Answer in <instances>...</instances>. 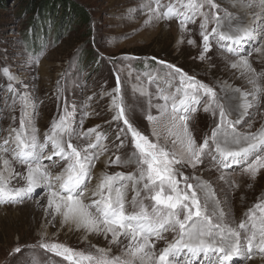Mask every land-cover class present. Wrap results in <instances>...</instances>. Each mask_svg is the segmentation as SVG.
I'll return each instance as SVG.
<instances>
[{
    "label": "rangeland",
    "instance_id": "rangeland-1",
    "mask_svg": "<svg viewBox=\"0 0 264 264\" xmlns=\"http://www.w3.org/2000/svg\"><path fill=\"white\" fill-rule=\"evenodd\" d=\"M59 1L62 4L70 1L71 5L81 6L88 15V21L74 19L67 13L69 11H63L61 4H56L49 11L45 5L43 13L38 10L39 0L33 3V11L29 6L32 0H4L0 4V144L9 137L13 127L19 128L20 97L28 95L35 104L32 123L41 141L53 120L66 110L71 114L77 134L72 140L74 145L83 148L94 142L95 134L83 138L80 133L97 125L98 131L106 135L102 143L109 150L96 162L89 189L96 187L102 173L136 172L134 158L132 163L126 165L107 164L109 158L115 160L116 156L127 160L135 151L130 143V135L119 151L113 147L119 144L115 135L118 126L126 127L122 121L113 120L112 96L115 95L119 77L123 100L129 109L127 115L134 125L153 142L158 141L179 154L182 147L177 138L178 129L172 127L169 115L162 116L157 109L158 104L164 103L159 99V93L169 88L174 92L175 86L179 85V76L173 79L167 75L171 71L167 64L211 86L218 102L229 112L230 120L241 121L236 125L239 132L255 133L264 128V75L254 77L248 70L239 71L232 67L242 56L257 74L264 73V25L261 32L254 26L249 27L253 35L238 46L240 55L229 53L217 43L218 36L213 35L210 38V51L201 59L199 24L202 18L199 16L196 23L187 25L188 31H181L175 18H153L149 21L152 15L149 7H157L155 0ZM159 2L166 7L169 3H176V0ZM214 3L219 6L217 9L207 5L203 9L209 13V33L213 27H217L216 22L211 20L213 13L219 17L218 31L235 35L237 28L246 27L244 20H240V14L233 11L232 6H227L231 5L229 0H214ZM259 3L260 0H252L255 10L259 9ZM65 6L68 10L67 4ZM260 20L264 23V18ZM189 39L195 43L189 44ZM5 68L15 80L9 81L4 75ZM252 87L259 91L248 98L247 105L251 106L231 114L228 102L237 105V92ZM201 99L202 103L190 114L189 120V127L198 143L203 142L206 134L210 136L211 130L219 122L218 109L216 116L212 115L211 110L205 112L208 99L203 95ZM149 113L156 117L152 122L146 118ZM173 140H176L175 144ZM230 147L235 149L239 146ZM4 156L11 158L7 153ZM1 161L0 172L7 177ZM13 167L17 172L24 171V166L18 163ZM51 171L56 174L60 168H52ZM181 171L193 185L206 182L210 186L206 192L197 189L198 195L202 200L205 194L208 195L211 211L214 193L215 200L219 201L217 213L223 212L234 225L246 220L248 210L254 205L264 203V170L253 180L243 172L242 166L222 168L209 155L195 168L185 166ZM180 179V186L183 187V178ZM9 182L12 187L24 184L19 177L10 178ZM116 183L119 184L118 181ZM47 194V189L40 187L31 198L22 202L0 203V264H69L63 257L41 248V243H59L86 254H96L97 249H104L108 250L110 256L122 255L123 245L110 243V235L106 238L103 234L62 224L60 215L46 212ZM133 195L129 187L127 200L131 201ZM256 215H260L259 210ZM166 235L171 239V233ZM164 246V241L156 245L157 250ZM16 248L20 251L16 252ZM254 256L262 258L261 263L264 264V254L258 249H254L252 258ZM252 258H237L232 264H251Z\"/></svg>",
    "mask_w": 264,
    "mask_h": 264
},
{
    "label": "snow or ice",
    "instance_id": "snow-or-ice-1",
    "mask_svg": "<svg viewBox=\"0 0 264 264\" xmlns=\"http://www.w3.org/2000/svg\"><path fill=\"white\" fill-rule=\"evenodd\" d=\"M155 2L156 8L149 7L152 13L149 21L153 18H175L181 31H188V24L196 23L197 16L202 18L199 24L201 59L210 51V38L213 35L218 36L217 43L221 47L236 55H240L238 46L253 35V30L248 27L237 28L235 35L218 31L219 17L215 13L211 15V20L216 22L217 27H213L209 33V13L203 9L206 5L217 9L219 6L214 0H176V3H169L166 7L159 0ZM260 4L264 7V0H260ZM188 43L194 44L195 41L189 39ZM237 66L236 63L232 64L233 68ZM239 66L252 72L254 77L264 75L257 74L242 56ZM167 68L171 70L168 76L173 79L179 76V85L175 86L174 92L169 88L159 93V99L164 103L158 104L157 109L162 116L169 115L172 127L178 129L181 152L177 154L166 145L153 142L134 125L127 115L129 109L124 103L117 77L115 95L112 96L113 120L122 121L126 127L118 126L115 135L119 144L113 147L119 151L130 135V143L135 151L127 160L116 156L115 160L109 158L107 164L126 165L132 163L134 158L136 172L102 173L96 187L91 190L88 185L93 178L96 162L109 150L102 143L106 135L98 131L97 125L80 133L83 138L95 134L94 142L83 148L74 145L72 140L77 134L71 114L66 110L53 120L41 141L32 123L34 101L28 95L20 97L19 128L13 127L9 137L0 144V160L8 173L5 177L0 172V203L22 202L31 198L37 188L44 187L48 192L46 212L60 215L62 224L103 234L106 238L110 235V243L123 245V253L121 256H110L108 250L97 249L96 254H86L59 243H41V248L63 257L69 264H232L237 258L251 259L254 249L264 254V203L254 205L248 210L247 219L234 225L223 212L217 213L219 201L215 200L214 193L211 211L208 195L205 194L203 200L198 195L197 189L206 192L210 186L206 182L193 185L181 171L185 166L195 168L211 155L212 160L222 168L242 166L243 172L254 180L264 170V128L255 133L239 132L236 125L241 121L230 120L229 112L218 102L211 86L171 64H167ZM3 71L9 81L15 80L7 68ZM201 95L208 99L205 112L211 110L212 115L216 116L218 109L219 122L211 130V135L206 134L203 142L198 143L189 127V120L190 114L202 103ZM246 95L242 94V98ZM146 118L150 122L156 119L150 113ZM175 143L176 140H173ZM230 145L239 147L233 149ZM6 153L10 154V159L5 158ZM16 163L24 166L23 172L15 171L13 165ZM56 167L60 171L53 174L51 169ZM16 177L24 181L23 186L10 185V178ZM180 178H183V187L180 186ZM129 187L134 193L131 201L127 200ZM257 210L259 216L256 215ZM167 233L172 234L171 239ZM160 241H164L165 246L157 250L156 245ZM15 251L19 252L20 249L16 248Z\"/></svg>",
    "mask_w": 264,
    "mask_h": 264
},
{
    "label": "bare ground",
    "instance_id": "bare-ground-1",
    "mask_svg": "<svg viewBox=\"0 0 264 264\" xmlns=\"http://www.w3.org/2000/svg\"><path fill=\"white\" fill-rule=\"evenodd\" d=\"M229 1L231 2V5H227V4L226 5L229 6V8L232 6L233 11H237L240 14V20H244L246 27L251 28V26H254V28L258 29V31L261 32V30L263 29L264 23H263V20L261 21L260 19L264 18V7H262L260 3L258 6L259 9L255 10L254 6L252 5V0H229ZM256 11H258L257 13H259V14H257ZM259 21H261V22H259ZM253 24H257V25H253ZM260 55H261V53H260ZM236 64L238 65L236 68H238L239 71H241V69L246 71V69L239 66V62H237ZM256 93H257V89L255 87H252L251 89H249L247 91H240L239 93L237 92V94H236V96H237L236 99H238L237 105L234 106L228 102V104H229L228 108L230 110V113L235 114L239 110H245L244 108L247 106L248 101H249L248 98L250 96L256 95ZM242 94H248V95H246L242 98ZM231 109H233V110H231ZM1 164L3 165L2 161H1ZM3 167H4V165H3ZM92 188H93V185H92ZM47 200H48V194H47ZM261 259L262 258H259V256H254V258H252L251 264H262Z\"/></svg>",
    "mask_w": 264,
    "mask_h": 264
},
{
    "label": "trees",
    "instance_id": "trees-1",
    "mask_svg": "<svg viewBox=\"0 0 264 264\" xmlns=\"http://www.w3.org/2000/svg\"><path fill=\"white\" fill-rule=\"evenodd\" d=\"M4 0H0V4H1V2H3ZM36 2V0H32V3H30L29 4V6L31 5V11H33V3H35ZM59 3V4H58ZM56 4L57 5H60L61 7H64V12H67V11H69V12H67L69 15H71V16H73V18L74 19H79V20H81V21H85V22H87L88 21V15H87V13L85 12V10L81 7V6H79V5H71V2L70 1H65V2H63V4L62 3H60V1L59 0H39V4H38V10L40 11L41 10V12L43 13V11H45V8H46V6L45 5H47V7H48V11L49 10H52V8H55V6H56ZM67 4V7L69 8H67L68 10H66V5Z\"/></svg>",
    "mask_w": 264,
    "mask_h": 264
}]
</instances>
